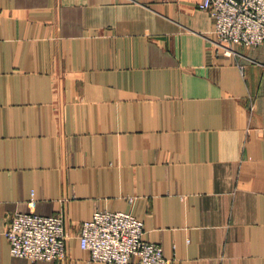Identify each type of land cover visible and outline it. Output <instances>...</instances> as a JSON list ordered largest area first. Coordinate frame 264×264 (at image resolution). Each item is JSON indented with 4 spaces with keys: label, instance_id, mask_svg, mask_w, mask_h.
Segmentation results:
<instances>
[{
    "label": "crops",
    "instance_id": "1",
    "mask_svg": "<svg viewBox=\"0 0 264 264\" xmlns=\"http://www.w3.org/2000/svg\"><path fill=\"white\" fill-rule=\"evenodd\" d=\"M202 2L0 0V264H102L100 209L172 264H264V44L226 54ZM30 209L64 215L65 260L12 255Z\"/></svg>",
    "mask_w": 264,
    "mask_h": 264
},
{
    "label": "built area",
    "instance_id": "2",
    "mask_svg": "<svg viewBox=\"0 0 264 264\" xmlns=\"http://www.w3.org/2000/svg\"><path fill=\"white\" fill-rule=\"evenodd\" d=\"M202 6L214 16L216 42L226 54L234 52V44H264V0H203ZM3 232L14 256L45 262L67 258L63 214L16 211ZM144 233V221L133 213L100 209L81 223L79 237L92 263L172 264L162 244Z\"/></svg>",
    "mask_w": 264,
    "mask_h": 264
},
{
    "label": "rangeland",
    "instance_id": "3",
    "mask_svg": "<svg viewBox=\"0 0 264 264\" xmlns=\"http://www.w3.org/2000/svg\"><path fill=\"white\" fill-rule=\"evenodd\" d=\"M217 39H218V37H217ZM248 46H250V45H248Z\"/></svg>",
    "mask_w": 264,
    "mask_h": 264
}]
</instances>
